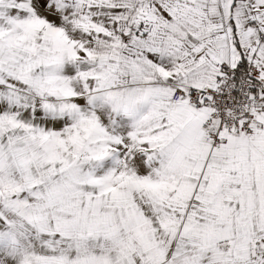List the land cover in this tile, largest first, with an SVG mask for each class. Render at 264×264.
<instances>
[{"label": "snow or ice", "instance_id": "1", "mask_svg": "<svg viewBox=\"0 0 264 264\" xmlns=\"http://www.w3.org/2000/svg\"><path fill=\"white\" fill-rule=\"evenodd\" d=\"M0 264H264V0H0Z\"/></svg>", "mask_w": 264, "mask_h": 264}]
</instances>
